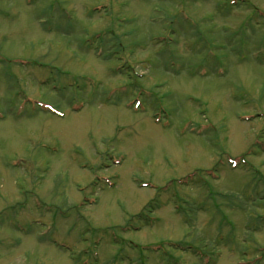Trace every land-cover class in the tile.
Here are the masks:
<instances>
[{
    "label": "rangeland",
    "instance_id": "1",
    "mask_svg": "<svg viewBox=\"0 0 264 264\" xmlns=\"http://www.w3.org/2000/svg\"><path fill=\"white\" fill-rule=\"evenodd\" d=\"M0 264H264V0H0Z\"/></svg>",
    "mask_w": 264,
    "mask_h": 264
}]
</instances>
